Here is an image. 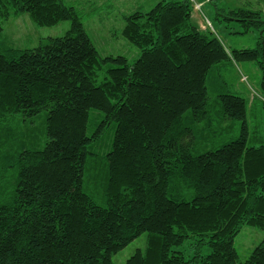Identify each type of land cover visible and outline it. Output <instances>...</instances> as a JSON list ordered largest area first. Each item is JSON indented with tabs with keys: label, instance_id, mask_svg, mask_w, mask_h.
<instances>
[{
	"label": "trees",
	"instance_id": "trees-1",
	"mask_svg": "<svg viewBox=\"0 0 264 264\" xmlns=\"http://www.w3.org/2000/svg\"><path fill=\"white\" fill-rule=\"evenodd\" d=\"M196 3L127 15L123 35L141 49L130 62L100 54L74 4L0 0V34L21 13L70 21L37 46L0 45V264H115L143 234L126 264H264V238L245 260L235 246L243 226L264 230V135L250 118L264 122V15L218 7L237 33L260 32L256 47L229 50L196 23ZM232 59L258 63L260 95L213 79ZM92 110L104 117L90 130ZM43 111L41 146L28 125ZM112 125V149L94 152Z\"/></svg>",
	"mask_w": 264,
	"mask_h": 264
},
{
	"label": "rangeland",
	"instance_id": "rangeland-1",
	"mask_svg": "<svg viewBox=\"0 0 264 264\" xmlns=\"http://www.w3.org/2000/svg\"><path fill=\"white\" fill-rule=\"evenodd\" d=\"M67 3L74 4L83 12L85 28L92 38L95 46L103 56L123 55L130 62L137 59L141 49L129 41L123 35L125 18L136 10L148 11L160 0H65ZM203 2V6L194 9L193 18L201 27L204 21L211 19L214 24L210 27L213 33L218 36L227 49L254 48L257 46L260 32L258 30L248 33H237L242 30L239 21L236 20H218L217 9L222 11L223 7H247L261 10L264 15V0H198ZM219 18H222L219 16ZM3 31L0 34V45H6L16 48H31L39 45L41 39L46 37L62 36L70 28V21L63 20L53 26H38L28 13H21L4 21ZM213 79L224 81L229 91H234L248 99L260 95V84L262 79V70L256 61L235 60L222 63L212 72ZM224 85V86H225ZM260 97V96H258ZM256 102L260 103L259 98ZM264 111V109H263ZM252 119L251 126L259 125V134L264 135V122L261 112L255 109L250 110ZM256 115V116H255ZM103 114L98 110L91 112V128L103 119ZM32 121L31 126L39 135L41 146L46 142L43 133L45 130L46 111L41 112ZM30 121V123L32 122ZM242 122L238 121L233 127L232 133L235 135L241 131ZM33 130V131H34ZM114 137L113 125L105 130L102 138L91 148L98 154H105L112 149ZM264 238V230L245 225L235 238V246L239 252L240 258L245 260L249 257L253 249ZM146 236L136 238L129 245L114 255L115 264H126V260L135 252L138 247H144ZM186 254L189 255L188 242L184 247Z\"/></svg>",
	"mask_w": 264,
	"mask_h": 264
},
{
	"label": "built area",
	"instance_id": "built-area-1",
	"mask_svg": "<svg viewBox=\"0 0 264 264\" xmlns=\"http://www.w3.org/2000/svg\"><path fill=\"white\" fill-rule=\"evenodd\" d=\"M201 3H196L195 4V9L196 10H198V9H200V7H201ZM203 29H207V28H209V27H212V23H211V21L209 20V19H207L206 21H204V23L202 24V26H201Z\"/></svg>",
	"mask_w": 264,
	"mask_h": 264
}]
</instances>
